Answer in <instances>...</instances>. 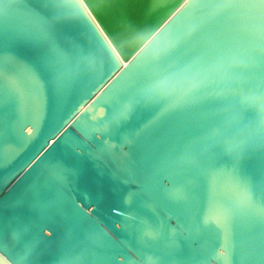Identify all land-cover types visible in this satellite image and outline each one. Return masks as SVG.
<instances>
[{
  "label": "water",
  "instance_id": "1",
  "mask_svg": "<svg viewBox=\"0 0 264 264\" xmlns=\"http://www.w3.org/2000/svg\"><path fill=\"white\" fill-rule=\"evenodd\" d=\"M85 3L0 0V262L264 264V0Z\"/></svg>",
  "mask_w": 264,
  "mask_h": 264
},
{
  "label": "clouds",
  "instance_id": "2",
  "mask_svg": "<svg viewBox=\"0 0 264 264\" xmlns=\"http://www.w3.org/2000/svg\"><path fill=\"white\" fill-rule=\"evenodd\" d=\"M97 25L99 26V23H98V22H97ZM101 32H102V35L105 36V39L108 40V36H107V34H106V33H103V30H101ZM109 43H111V41H109ZM220 254H221V255H225L224 252H221Z\"/></svg>",
  "mask_w": 264,
  "mask_h": 264
},
{
  "label": "snow or ice",
  "instance_id": "3",
  "mask_svg": "<svg viewBox=\"0 0 264 264\" xmlns=\"http://www.w3.org/2000/svg\"><path fill=\"white\" fill-rule=\"evenodd\" d=\"M80 3L81 4H84L85 7H87V4L85 3V0H80ZM100 26L97 25V28H99ZM102 30V29H101ZM0 264H2V262H0Z\"/></svg>",
  "mask_w": 264,
  "mask_h": 264
}]
</instances>
